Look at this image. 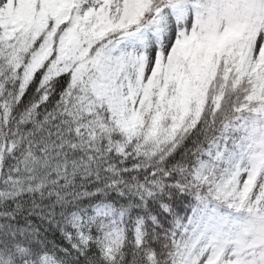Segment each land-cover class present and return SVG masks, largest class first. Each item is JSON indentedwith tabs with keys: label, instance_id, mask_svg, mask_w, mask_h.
<instances>
[{
	"label": "snow or ice",
	"instance_id": "6c2138e0",
	"mask_svg": "<svg viewBox=\"0 0 264 264\" xmlns=\"http://www.w3.org/2000/svg\"><path fill=\"white\" fill-rule=\"evenodd\" d=\"M0 264H264V0H0Z\"/></svg>",
	"mask_w": 264,
	"mask_h": 264
}]
</instances>
